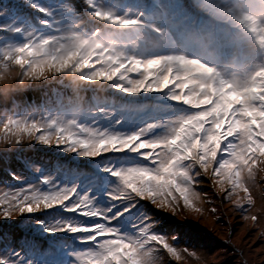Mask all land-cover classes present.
<instances>
[{
  "label": "snow or ice",
  "instance_id": "snow-or-ice-1",
  "mask_svg": "<svg viewBox=\"0 0 264 264\" xmlns=\"http://www.w3.org/2000/svg\"><path fill=\"white\" fill-rule=\"evenodd\" d=\"M175 2L183 26L154 17L151 35L140 31L144 11L121 12L118 0L0 7V81L12 84L3 94L35 82L71 92L55 108L17 111L13 101L0 115L3 153L38 144L89 162L70 180L39 166L32 180L7 170L20 186H0V218L29 217L47 247L5 235L0 264H199L186 243L194 235L165 229L153 210L201 212L211 203L200 191L205 178L238 209L255 205L264 172V0ZM205 17L212 23L199 22ZM87 91L122 102L87 100Z\"/></svg>",
  "mask_w": 264,
  "mask_h": 264
},
{
  "label": "rangeland",
  "instance_id": "rangeland-1",
  "mask_svg": "<svg viewBox=\"0 0 264 264\" xmlns=\"http://www.w3.org/2000/svg\"><path fill=\"white\" fill-rule=\"evenodd\" d=\"M118 2L125 3L120 6L121 12L124 11L125 7L132 9V15H136L139 10L144 11L143 19L146 21V25L140 31L145 35H151L147 25L154 22V17L166 16L176 27H181L184 24L183 13L175 0H156V3L149 5L141 3L140 0H118ZM145 2L150 3L151 0H145ZM22 3L23 0H0V7ZM73 3H79V0H73ZM19 10L24 11V9ZM151 14L154 16L152 19L148 18ZM199 22L212 23L206 17L201 18ZM186 54L190 56L198 55L195 50L191 49L186 50ZM12 75L15 76V71ZM39 85L40 82H35L32 87H19L9 92L6 97L2 90L11 88L12 84L0 81V115L4 114L5 109L12 110L13 101L17 106V111L33 104L40 106L42 103L48 102L50 105L51 99L55 96L53 89L61 92L62 96H67L64 93L71 95L69 90L56 84L46 87ZM84 93H88L91 98L94 95H99L103 100H111L116 103L122 102L120 96L111 91H103L98 94L91 91ZM145 99L149 100H142L141 102H150L151 97ZM59 101L61 100H57L55 107ZM6 147L7 145L0 142V186L5 183L16 187L20 186L8 176V169L16 171L28 180L40 175L35 171V166H39L44 174L56 173L61 178L69 180L73 176L88 172L89 162L63 154L55 147L38 144L29 147L25 144L12 153L4 154L3 149ZM29 162L33 165L32 167H26ZM200 191L207 193L211 199V203L198 205L202 208L201 212L184 209L181 206L175 215L171 211L164 210L161 212L158 209H154L153 214L161 218L165 229L177 228L194 235V239H190L186 243L194 246L198 251L202 258L199 264H264V172L257 175L256 186L252 189L255 205L252 207L245 205L244 208L247 211L238 209L231 201L225 200L222 193L218 194L217 191H214L213 185L207 178L200 186ZM240 195L243 196L244 194L240 193ZM213 208H215V212L212 211ZM42 215L43 213L36 214L37 217ZM253 215L258 217L255 222L250 218ZM245 216L249 218L245 219ZM9 234L16 239L26 237L42 248L47 247V240L35 234L27 216L14 215L8 220L0 218V238ZM0 242V245H2V240ZM184 243L182 241V244ZM173 264H177V262L173 261ZM178 264H184V262H178ZM187 264H197V262L188 261Z\"/></svg>",
  "mask_w": 264,
  "mask_h": 264
},
{
  "label": "trees",
  "instance_id": "trees-1",
  "mask_svg": "<svg viewBox=\"0 0 264 264\" xmlns=\"http://www.w3.org/2000/svg\"><path fill=\"white\" fill-rule=\"evenodd\" d=\"M25 11H27V9H24V11L23 12H25ZM150 16V17H149ZM148 16V18H150V19H152V17H154V16H152V14L151 15H149ZM53 94L55 95L54 96V98H52L51 99V101H50V105L48 104V102L47 103H42L41 105H46V106H48V107H51V108H55V104H56V102H57V100H61L62 102H64V103H68V98H69V96H71V95H69V94H67V93H64V94H66L67 96H62V93L61 92H58V90L57 91H55V93L53 92ZM89 94L87 93V94H83V96L87 99V100H90L91 99V97H89L88 96ZM100 98V97H99ZM101 100H103L102 98H100ZM25 100H26V98H25ZM49 100V99H48ZM47 100V101H48ZM43 102H44V100H43ZM16 104H18V103H16ZM53 106V107H52ZM1 243V242H0Z\"/></svg>",
  "mask_w": 264,
  "mask_h": 264
},
{
  "label": "clouds",
  "instance_id": "clouds-1",
  "mask_svg": "<svg viewBox=\"0 0 264 264\" xmlns=\"http://www.w3.org/2000/svg\"><path fill=\"white\" fill-rule=\"evenodd\" d=\"M5 82L10 84L11 83V80L10 79L9 80H5Z\"/></svg>",
  "mask_w": 264,
  "mask_h": 264
}]
</instances>
